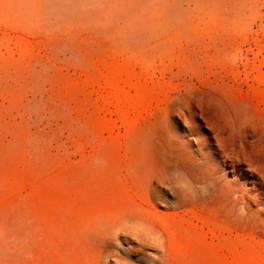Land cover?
<instances>
[{"label":"rangeland","instance_id":"1","mask_svg":"<svg viewBox=\"0 0 264 264\" xmlns=\"http://www.w3.org/2000/svg\"><path fill=\"white\" fill-rule=\"evenodd\" d=\"M0 264H264V0H0Z\"/></svg>","mask_w":264,"mask_h":264},{"label":"bare ground","instance_id":"2","mask_svg":"<svg viewBox=\"0 0 264 264\" xmlns=\"http://www.w3.org/2000/svg\"><path fill=\"white\" fill-rule=\"evenodd\" d=\"M6 33V32H5ZM5 53V52H4ZM3 56V55H2ZM2 58V57H1ZM160 164V163H159ZM163 165V164H162ZM162 165H160V166H162ZM166 165V164H165ZM164 170H165V168H164ZM169 170V169H168ZM160 171V170H159ZM167 172V171H166ZM170 172H171V169H170ZM158 177V176H157ZM170 177V176H169ZM168 178V177H167ZM165 180V179H164ZM175 180H177V179H175ZM186 180V179H185ZM162 181V180H161ZM178 181V180H177ZM156 182V181H155ZM179 182V181H178ZM152 183V182H151ZM180 184V183H179ZM182 185V184H181ZM158 186V185H157ZM183 186V185H182ZM200 188V187H199ZM154 191V190H153ZM192 191V190H191ZM182 197V196H181ZM186 198H187V196H186ZM192 198V197H191ZM182 199H183V197H182ZM143 214V213H142ZM130 215V214H129ZM145 215V214H144ZM128 224H130V223H128ZM127 225V224H126ZM124 226H125V224H124ZM122 231V230H121ZM123 232V231H122ZM133 235V234H132ZM129 236V235H128ZM135 237V236H134ZM123 239H124V237H122ZM118 239V238H117ZM127 239V238H126ZM138 239V238H137ZM136 239V240H137ZM128 242V241H127ZM114 243V242H113ZM103 258V257H102ZM104 258H105V256H104ZM103 260V259H102ZM102 263H104V261L102 262Z\"/></svg>","mask_w":264,"mask_h":264}]
</instances>
